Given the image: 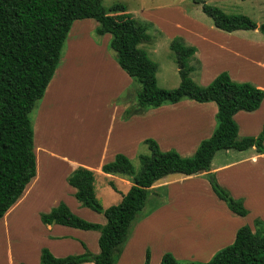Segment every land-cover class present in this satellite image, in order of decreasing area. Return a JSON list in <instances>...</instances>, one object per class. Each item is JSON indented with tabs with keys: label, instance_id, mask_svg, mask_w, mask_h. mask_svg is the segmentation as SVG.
<instances>
[{
	"label": "trees",
	"instance_id": "obj_1",
	"mask_svg": "<svg viewBox=\"0 0 264 264\" xmlns=\"http://www.w3.org/2000/svg\"><path fill=\"white\" fill-rule=\"evenodd\" d=\"M190 1L200 5L201 12L216 30L223 33L257 30L264 38V23L255 25L243 15H226L200 0ZM84 19L96 22V36H109L107 49L113 60L139 86L134 107L124 109L121 120L149 109L192 100L214 104V127L211 135L201 140L189 157H181L174 150L161 151L152 139H144L141 143L148 154L135 156L139 166L137 171L125 156L114 155L111 162L100 167V172L130 183L116 205L103 208L94 197V173L83 168L74 169L65 179L74 190L73 199L80 207L101 215L104 224L84 221L62 203L40 213L38 219L43 226L58 225L97 232L98 253L92 255L84 251L79 255L55 258L42 248L38 264H114L153 185L162 179L208 173L217 151L242 152L253 148L255 153L264 155V121L256 136L242 138L237 136V125L233 121V115L239 111H255L264 92L249 82L231 80L226 72L219 73L205 86L197 85L189 78L195 70L193 62L197 50L186 45L180 37H173L167 46L176 67L178 85L170 90L161 89L155 81V64L140 48L150 42L145 30L151 24L141 25L125 12L123 5L114 4L105 10L100 0H0V218L34 176L29 114L43 96L71 24ZM205 178L212 194L232 215H247L242 200L233 199L212 174H206ZM108 185L114 190L110 182ZM147 260L148 253L145 252L144 264ZM158 264L180 263L164 253ZM185 264H264V222L255 219L252 229L238 228L232 243L215 252L208 261Z\"/></svg>",
	"mask_w": 264,
	"mask_h": 264
},
{
	"label": "crops",
	"instance_id": "obj_2",
	"mask_svg": "<svg viewBox=\"0 0 264 264\" xmlns=\"http://www.w3.org/2000/svg\"><path fill=\"white\" fill-rule=\"evenodd\" d=\"M145 17H148L146 19L151 21L149 22L151 25L156 24V27L163 30L159 22L149 15H145ZM96 26V22L90 26L83 24L79 26L75 33L84 34L83 30L88 28L87 32L94 31ZM178 33L184 40L196 45L194 41L188 38V33L182 31ZM226 34H228L227 37H231L229 35L231 33ZM108 41V35L98 36L97 45L92 44L90 41L91 44L87 46V50L89 49L87 53L88 61L90 62L86 64L85 69H90L91 72L87 71V74L80 71L78 46L73 42L74 44L69 48L70 54H66L69 59L67 62H63V68L58 78L60 83L64 84L60 88L63 89L66 86L63 92L67 90L82 92L87 85L85 78L96 80V86L93 88L100 89V93L103 91L102 94L106 96L105 105L110 108V113L107 125L103 126L97 137L98 143L96 144V141L95 144H88V146H84V144H65L64 142L69 143L72 140L69 137L70 133L67 134L66 128H64L59 136L55 134L51 138L47 135L45 140L43 137L44 130H41V133L36 137V144L32 132L35 173L24 187L20 197L0 218V232H8V235L10 230L15 232L16 222L23 221L27 217L25 227L31 228V231L32 229L35 230V242H29L28 240L25 243L13 234V237L10 235L5 236L6 242L9 244L11 242L17 243L13 248L14 251H11L10 245H8L9 249L7 248L12 253L8 256L11 264H38L39 251L42 248L46 249L55 258L79 255L84 251L92 255L98 253L97 232L92 239H87L88 234L85 233L89 231H80L58 225L43 226L38 219L40 213H46L62 203L75 216L90 222H99L100 225L104 224L101 218L99 220L98 216H91L92 214L89 213L92 211L80 207L73 199L74 190L66 184L65 179L74 169L90 170L95 176L107 180L106 183L115 181L122 187L127 188L130 185L128 180L100 172V167L111 162L114 155L121 154L127 159L135 158L137 147L142 141L152 139L161 151L174 150L181 157H189L195 151L198 143L211 135L214 127L213 117L216 112L213 103L182 100L173 105H164L131 116L125 121L121 120L123 110L129 104H127L128 101L119 102V100L124 95L125 87L130 85L131 82L113 60L107 49ZM234 43L233 45L217 48L218 52H226L228 58L224 59L225 62L216 67V70H207L205 61L198 55L199 84L205 86L216 75L226 72L231 80L249 82L264 92V52L261 57L255 54L256 48L261 47L260 49H264V43H249L244 40ZM249 69L257 74L247 76L246 72ZM54 72L40 99L42 104L39 105L35 116V128H54V119H62L60 106L56 107L51 102H45L52 87L50 85L57 79L56 72L55 74ZM99 79H102L101 83ZM116 100L118 101L117 105L115 104ZM233 121L237 125V136L239 138L256 136L260 132L264 121V98L255 111L235 113ZM173 124L178 125L173 126ZM56 145H59L58 149ZM262 145L264 147V138ZM208 173L213 175L215 181L227 190L233 199L242 200L243 207L247 210L246 216L237 217L232 215L221 201L212 198L207 193L208 191L211 193L205 178ZM208 173L162 179L149 188L148 200L150 198L152 200L153 197L159 195H163V200L159 202L156 210L146 214L143 220L133 226V235L131 239L125 241L116 264H138L130 261L134 246L140 242L141 236H144L150 226L159 223L172 209L179 210L183 219V221L181 219L180 226L186 229L181 243L191 245L193 243L192 237L200 240L201 242L195 248L192 247L194 249L192 252L197 254L200 261L205 262L215 252L232 243L238 228L247 226L252 229L253 220L264 221V155L255 153L253 148L242 152L217 151L211 159ZM189 198L195 199L189 201ZM207 207H210V209L206 211ZM189 218L192 221L188 222ZM199 220L200 222L195 224V221ZM202 224L206 226H201ZM89 240H91L93 249L88 243ZM24 245L28 250H23Z\"/></svg>",
	"mask_w": 264,
	"mask_h": 264
},
{
	"label": "rangeland",
	"instance_id": "obj_3",
	"mask_svg": "<svg viewBox=\"0 0 264 264\" xmlns=\"http://www.w3.org/2000/svg\"><path fill=\"white\" fill-rule=\"evenodd\" d=\"M200 1L205 5L218 8L221 12L226 15H243L250 19L253 23H255V25L264 23V0ZM100 3L105 10L114 4L123 5L125 7V12L129 14L134 20L139 22L141 25L151 22L146 19L148 17H145V15H149L152 19L156 20L161 24L163 30L156 27V24L154 25L153 23V25L149 26L145 30V34L149 36L150 42L148 45L143 44L140 46V48L145 52L146 57L156 66L155 81L157 87L161 89H174L179 82L176 67L173 63L172 54L169 52L167 47L169 41L173 37H180L186 45L193 46L197 50L195 54L196 60L195 62H193L195 70L189 74V78L194 83L200 86L203 85L199 84L200 68L199 63H197L199 62L198 55H200L201 58L205 61L207 70H216V67L223 64L222 62H225L224 59L228 58V54L226 52H218L217 48L233 45L235 44L234 42H239L243 40L248 41L249 43H264V38L257 32V30L236 31L229 34L231 35V37H227L228 34L214 29L211 25L210 19L201 12L200 5L194 4L190 0H100ZM83 24L85 26H90L91 24H95V22L90 19L74 21L72 23L69 32L66 36L61 51L60 59L56 66L55 72L57 79L55 82L53 81V83L50 85V87H52L51 89L49 88V93L47 94V97L45 99V102H51L56 107L58 105L60 106L62 110H60L62 119H54V128H35V116L38 112L39 105L42 104L41 100H39L35 104L31 113L29 114L31 128L33 132V140L38 137V135L41 133V130H44L43 137L45 140L47 135H49L51 138H53L55 134L59 136L60 132H62L64 128H66V133H70L69 137L72 141H70L69 143L64 142L65 144H84V146H88V144L93 145L96 141V144L98 143L97 137L100 134V130L103 128L104 125H107V119L110 113V108L105 105L106 96L102 94L103 91L102 93H100V89L93 88L96 86V80H90L85 78V83H87V85L86 87H84L85 90L80 93L76 90L75 92L71 90L63 92V90L66 89V86L61 89L60 86H63L64 84L60 83V79L58 80L63 68V62H67L69 59V57L67 58L66 54H70L69 48L72 44H74L73 42H75V44L78 46V64L80 67V71L82 73L85 72V74H87V71L91 72L90 69H85L86 64L90 62L88 61L89 57L87 53L89 52V49L87 50V46L91 44L90 41L92 42V44H96L98 36L94 34L93 30L87 32L89 28L83 30L84 34L79 35L75 33L76 30L79 29V26ZM179 31L188 33V38L194 41L197 46L191 44L190 41L187 42L186 40H184V38L179 36ZM260 48L255 49V54H257L256 56L258 57H261L264 52V49ZM189 64H191V61L189 62ZM246 74L247 76H255L257 73L249 69ZM101 81L102 79H99L100 83ZM130 82V85L126 86L124 89V95L121 97V101L119 100V102L128 101L127 104H129V106H125V109L134 107L135 92L139 88L136 83H133L131 80ZM99 85L103 86L101 84ZM117 102L118 101L116 100L115 104ZM177 125L178 124H173V126ZM58 146L59 145H56L57 149ZM66 151L65 153H67ZM138 154H148L147 149L142 144L137 147L136 155ZM129 160L131 161L134 170L137 171L139 167L137 160L135 158H131ZM106 181L107 180H105L104 178L94 175V197L103 208L116 205L120 200V195L124 194L128 188H124L117 182L113 181V183L110 182L114 187V190H112V188H110ZM207 193L210 194L212 198L216 199L212 192L210 193V191H208ZM194 199L189 198V201ZM162 200L163 195L153 197L152 200L151 198L149 200L146 199L144 207L142 208L140 213L137 214L135 220L131 224L126 241L128 239H131L133 235V226L143 220L146 214H150L154 210H156L159 206V202ZM209 209L210 207H207L206 211ZM89 214H92L91 216L94 215L95 217L98 216V219L100 220L101 218L102 222H104L100 215L95 214L94 212H90ZM168 215L170 216L168 217ZM26 218L23 221L19 220L18 222H16L17 226L15 232H13V230H10L9 235L12 236L13 234L20 241L22 240L25 243L28 242V240L29 242H35V230L32 229L31 231V228L25 227ZM181 219L182 217L179 210L172 209V211L170 213L168 212L165 215V218L159 221V223L157 222L153 226H150L149 229H147V232H145L144 236H141L140 242H138V244L134 246L133 252L130 255V261H134L138 264H144L145 252H147V264H158L161 256L164 253L170 254L180 264H185L188 262H205L200 261L197 258V254L192 252L194 251L192 247L195 248L197 244L201 242L200 240H197L195 237H192L191 240L193 241V243L191 245L181 243L182 236H184V234L186 233V229L181 228L180 226ZM83 220L89 223H95L100 225L99 222H90L86 219ZM190 221L192 220H190L189 218L188 222ZM208 221L210 220L208 219ZM195 222L194 223L197 224L198 222H200V220ZM203 225L204 224H202L201 226ZM205 226L206 225H204V227ZM191 228L193 229L192 226ZM85 234H88L86 237L87 239H92L97 233L95 231H89ZM9 235L8 232H0V264H11L10 260L8 259V256L12 253H10L7 248L8 245H10L11 251H14L13 248L17 243L11 242L9 244L8 242H6L7 239L5 236ZM88 243H90L89 245H91V240H89ZM91 248L93 249V245H91ZM187 249L188 251H186ZM23 250H28L26 245L23 246ZM116 262L117 261H115L114 264H116Z\"/></svg>",
	"mask_w": 264,
	"mask_h": 264
}]
</instances>
